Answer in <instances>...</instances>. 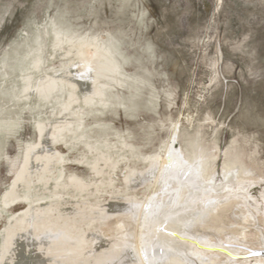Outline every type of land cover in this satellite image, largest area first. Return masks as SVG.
I'll return each mask as SVG.
<instances>
[{
  "label": "rangeland",
  "instance_id": "obj_1",
  "mask_svg": "<svg viewBox=\"0 0 264 264\" xmlns=\"http://www.w3.org/2000/svg\"><path fill=\"white\" fill-rule=\"evenodd\" d=\"M68 39L107 48L119 67L101 80L105 105L85 103L88 91L77 90L81 117L65 113L63 92H37L46 75L82 72L87 54L76 56ZM59 40L72 55L57 57ZM28 83L34 88L26 92ZM65 122L72 124L63 129ZM173 142L185 158L205 161L222 186L220 205L193 231L215 243L238 237L242 248L263 251L264 0H0V264L35 257L46 264L52 222L91 241L81 264L113 251L125 258L106 264H132L140 205L162 194L152 171ZM227 164L243 171L238 181L225 182ZM22 220H32V233L24 231L18 259L4 260L7 231Z\"/></svg>",
  "mask_w": 264,
  "mask_h": 264
},
{
  "label": "bare ground",
  "instance_id": "obj_2",
  "mask_svg": "<svg viewBox=\"0 0 264 264\" xmlns=\"http://www.w3.org/2000/svg\"><path fill=\"white\" fill-rule=\"evenodd\" d=\"M53 41H55L54 38H53ZM68 41H70L72 51L75 52L76 56H79L83 60L82 57H84L87 54L86 55L87 59L84 60L83 63L81 62L82 63L81 66L83 68L82 72L79 75H75V77L74 76L63 77L61 75H55V76H47L46 75L45 76L46 78H44L42 80L41 85H38L37 92H40L41 94H45L46 92H49L50 94L58 93L59 91L63 92L64 96L66 94L65 101L68 100V102H66L65 106H64L65 107V113L71 112L73 115L77 114L81 117V113L79 111L75 112V110L77 108H80L79 105L82 103L81 99L83 98V97L81 99L79 98V96L76 93L77 90H81V91L83 90L84 92H85V90L88 91L86 93L85 98H84L85 103H87V104L95 103L96 104V100L99 98L100 99L99 103L101 105H105L106 100L103 99L102 96L104 94L103 89H105L108 86V84H105L101 80L104 78L105 79L110 78V75H108V73H110V74L112 73V75L114 77V74L119 73V67L114 62L115 60H113V56H112L110 50H108L107 48H104L103 46L89 44L87 42H81V43L76 44L75 42L72 43L71 39H68ZM64 44H65L64 41L59 40L57 48L55 46H53L56 48V52H57L56 55L58 58H59L58 53H60V57H67L66 56L67 54L68 55L73 54L72 51L71 52L65 51V49L63 48ZM91 53H92V58H90ZM39 56H41V55H39ZM35 58H37V56ZM40 58H38L39 61L35 64V68L37 70H39L41 68L40 67L41 66ZM94 63L96 64V66L93 65ZM51 64H52V61H51ZM99 64H102L103 67ZM27 67H29V66H27ZM100 68H102V69H100ZM44 80H46V81L44 82ZM33 83H35V82H33ZM33 88L34 87L31 85V83H28L26 86V92H29ZM67 97H68V99H67ZM90 106H92V105H90ZM82 117H84V116H82ZM64 119H66V117H64ZM59 120H60V118H59ZM70 124H72V122H65L64 126H62V125L61 126L63 127V129L64 128L66 129L68 127V125H70ZM53 127H52V129H53ZM47 128H49V127H47ZM59 129L61 130V128H59ZM56 133H59V132H56ZM53 136H55V135H53ZM72 141H74V140H72ZM49 148H50V146H49ZM35 150H36V147H35ZM41 150H43V149H41ZM100 157H102V155ZM44 158H47V157H44ZM59 158L57 157L56 159H59ZM105 160H103V161H105ZM111 160H110V163H111ZM202 161L198 160V158H196V157L185 158L183 152L181 150H178L175 147V142L168 145L166 152H165V158H164L163 163L161 164L160 168L156 171H152V173L154 174V177H155V181L161 182L162 194L157 199L149 198V199L145 200L140 205V209H141L140 210V223L141 224L139 227L140 233H137V234L135 233V237L132 240V246L128 248V253H129L128 255L132 258V264H168V263L194 264L191 261V257L196 258L200 262V264H239V262H240L239 258H241L240 256L242 254L250 255L253 252V251H250V250L248 251L247 249L242 248V244H243V246L245 245L243 243L244 241H241L238 237L229 238L227 241L228 244L220 243V242L215 243L211 239L209 240V237H204L203 235H200V234L196 233L195 231H193L196 225L203 224L204 222L206 223L205 220L208 219L210 217L211 213L220 205V203H221L220 200L222 199V195H218V191L221 190L222 186H219L218 184H216L214 182L213 177L209 176V174L207 172V169H208L207 164L205 163V161L204 162H202ZM29 163H30V161H29ZM106 163H109V159H108V162H106ZM48 164H50V163H48ZM44 165L45 164H43V166ZM93 165H95V163ZM91 167H93V166H91ZM25 168H27V167H25ZM97 168H98V165H97ZM102 168H104V167H102ZM224 168H225L224 169L225 182L229 183V184L232 182L238 181V177H239L238 175L239 174H241V173L244 174L241 169L232 168L229 164H227ZM21 169L23 170V167ZM39 171H40V168H39ZM41 171H44V170H41ZM96 171H98V170H96ZM19 173H20V171H19ZM21 175H23V174H21ZM23 179H24V177H23ZM27 179H29V178L27 177ZM69 182H70V180H69ZM103 182H105V181L103 180ZM75 183L77 184V182H75ZM78 183L80 185H83L80 182H78ZM23 184H24V182H23ZM46 185L47 184H45L44 186H46ZM238 190H239V192L244 193L243 189L239 188ZM11 195H13V194L11 193ZM14 198H15V196H14ZM58 200H60V199H58ZM12 206H13V204H12ZM54 209L55 208H53V210ZM74 209H75V207H74ZM106 209H107V207H106ZM90 210H91V208H90ZM82 212H83V210H82ZM75 213H74V215H75ZM104 213H103V216H104ZM194 213H199V214H197L194 217ZM79 214H80V212H79ZM88 215H89V213H88ZM92 215L93 214L90 213L89 216L91 217ZM105 215H107V214H105ZM99 216H101L100 213H99ZM37 217H36V219H37ZM51 217L52 216H50V218ZM200 218H203V219H200ZM204 218H205V220H204ZM79 219H81V218H79ZM247 219H248V217H247ZM40 220H41V218H40ZM81 220H83V218ZM92 220H94V219H92ZM22 221H23L22 225L20 224V222L15 223L16 225L19 224V226L14 231H11V232L7 231V233H9V234L7 235V237H5V240H6L5 248H4L5 251L3 250L5 252L4 260L6 259L7 256H14L18 259L21 255L20 254L21 250H22L21 249L22 248L21 247V242H22L21 240H23L22 238H23L24 231H26L27 233H30L32 231L31 230V223H30V222H32V220H29L28 221L29 223L24 221V220H22ZM41 221L44 222L43 219ZM49 221H47V222H49ZM91 222H93V221H91ZM39 223H38V221H37V223L35 222L34 227H36V228H34V230H33L35 233H36V230H37ZM73 223H75V222H73ZM52 225H51L52 228H50V229L53 232V234H52L53 238L51 240V243H53V245L51 247L49 246L51 248V251L49 250L50 253H48V254H50V257H49V260L47 258V261H45L46 264H52V263H49L52 260L55 262H58L59 260L64 261V262H62L63 264H81V262H80L81 259L83 258V256H86V247L89 248L92 246L91 241L89 242L88 239H85L83 237L85 235H83V236L81 235L80 239H77V237H75V235L72 236L70 234L68 229L62 230V228L60 226L58 227V225L57 226L54 225L53 222H52ZM28 226H30V228L27 229ZM78 226H80V225H78ZM78 226H77V228H78ZM81 226H83V224ZM71 227H70V229H71ZM47 228H48V226H47ZM86 228H88V227L86 226ZM73 230L77 231L75 229H73ZM80 233H78V234H80ZM93 233L94 232H92V234ZM87 235H88V233H87ZM89 237H90V235H89ZM241 238L243 239L244 236H242ZM30 240H32V239H30ZM97 241H99V240L97 239ZM29 242L30 241H28L27 244H30ZM38 242H40V241L38 240ZM62 242H64V246L63 245L60 246L62 244ZM24 243H25V241H24ZM41 246H43V245H41ZM28 249L29 248H27V250ZM44 249H45V247H44ZM39 251H41V250H39ZM224 251H226V252H224ZM256 251H260V250L257 249ZM92 252H93V250H92ZM26 253L27 252H25V254ZM205 255H208L211 258H209ZM34 256H36V255H34ZM92 256L93 257H90V256H89V258L87 257V259L90 261L89 263H91V264H106V263H109L110 261H116L117 262V260L124 257V255H121L120 251H113V252H110V253L103 255V256H100V257L97 256L98 258H95L94 255H92ZM220 256H225L227 259V262H224V263L217 262V260L221 258ZM41 257H39V258H41ZM234 257H237V258H234ZM252 257L256 258L255 259L256 262L254 264H264V258L263 257H261V256L260 257L252 256ZM37 258L38 257L33 258V260H32L33 262L31 261L30 263H27V264H39L40 261ZM13 259H15V258H13ZM2 260H3V258H2ZM27 260H29V259H27ZM85 260H86V258L84 259V261ZM55 262H53V263L57 264ZM121 262H125V260L122 259ZM245 263L247 264V263H249V261L246 260ZM9 264H11V263H9ZM13 264H15V262H13ZM123 264H125V263H123Z\"/></svg>",
  "mask_w": 264,
  "mask_h": 264
},
{
  "label": "water",
  "instance_id": "obj_3",
  "mask_svg": "<svg viewBox=\"0 0 264 264\" xmlns=\"http://www.w3.org/2000/svg\"><path fill=\"white\" fill-rule=\"evenodd\" d=\"M224 252H226V251H224ZM252 256H255V257H264V250L263 251H255V252H252L250 255H247V256H245V257H241V258H250V257H252ZM234 258H237V257H234Z\"/></svg>",
  "mask_w": 264,
  "mask_h": 264
}]
</instances>
